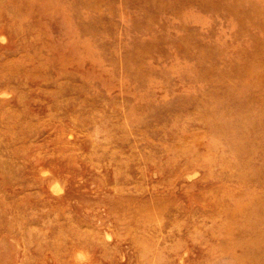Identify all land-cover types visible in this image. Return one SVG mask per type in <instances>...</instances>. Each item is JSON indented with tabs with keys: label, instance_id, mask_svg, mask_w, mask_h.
Listing matches in <instances>:
<instances>
[{
	"label": "rangeland",
	"instance_id": "obj_1",
	"mask_svg": "<svg viewBox=\"0 0 264 264\" xmlns=\"http://www.w3.org/2000/svg\"><path fill=\"white\" fill-rule=\"evenodd\" d=\"M0 264H264V0H0Z\"/></svg>",
	"mask_w": 264,
	"mask_h": 264
},
{
	"label": "bare ground",
	"instance_id": "obj_2",
	"mask_svg": "<svg viewBox=\"0 0 264 264\" xmlns=\"http://www.w3.org/2000/svg\"><path fill=\"white\" fill-rule=\"evenodd\" d=\"M247 2H249V1H247ZM237 4V3H236ZM205 6H207V5H205ZM254 8V7H253ZM213 13V12H212ZM231 13V12H230ZM260 15V14H259ZM79 18V17H78Z\"/></svg>",
	"mask_w": 264,
	"mask_h": 264
}]
</instances>
